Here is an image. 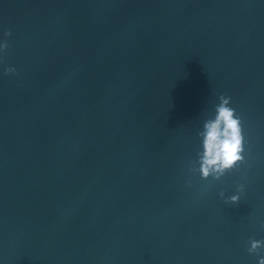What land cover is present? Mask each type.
Wrapping results in <instances>:
<instances>
[{"label": "water", "instance_id": "obj_1", "mask_svg": "<svg viewBox=\"0 0 264 264\" xmlns=\"http://www.w3.org/2000/svg\"><path fill=\"white\" fill-rule=\"evenodd\" d=\"M5 40L0 264H258L264 0H0ZM221 94L245 163L202 180Z\"/></svg>", "mask_w": 264, "mask_h": 264}, {"label": "clouds", "instance_id": "obj_2", "mask_svg": "<svg viewBox=\"0 0 264 264\" xmlns=\"http://www.w3.org/2000/svg\"><path fill=\"white\" fill-rule=\"evenodd\" d=\"M4 36H11V32L5 31ZM8 47L7 40L0 43V52H5ZM4 74L15 75L16 69L7 67ZM218 100L219 102L203 120L202 129L197 132L200 145L196 152V160L189 164V172L192 175L198 173L202 180L211 178L219 181L245 163L242 118L230 106L231 97L221 94ZM186 183L191 186L190 180ZM244 190V186L239 185L237 194L227 197L225 203L238 204L241 199L240 193ZM219 195L221 198L225 197L223 191ZM262 248L264 240H250L248 252L259 256L258 264H264V256L259 255Z\"/></svg>", "mask_w": 264, "mask_h": 264}]
</instances>
